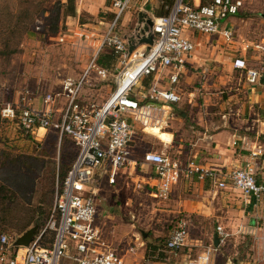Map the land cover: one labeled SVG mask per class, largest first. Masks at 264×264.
Returning <instances> with one entry per match:
<instances>
[{
    "label": "built area",
    "instance_id": "2783aa9c",
    "mask_svg": "<svg viewBox=\"0 0 264 264\" xmlns=\"http://www.w3.org/2000/svg\"><path fill=\"white\" fill-rule=\"evenodd\" d=\"M130 3L131 0H111L112 20L86 69L78 78H65L60 91L45 93L41 109L30 105L27 91L0 107V118L15 124L26 135L33 137L39 131L51 130L59 142L66 137L76 149L64 178L54 183L48 218L31 242L27 246H12L7 237L0 234V264H57L61 257H68L73 264H123L122 258L104 242L94 223L98 177L103 169H108L107 181L113 184L115 172L129 165V143L137 128L142 131L155 128L161 132L167 127L172 107L180 101L175 84L194 52L189 36L218 35L229 42L231 31L220 29L219 21L236 15L243 6L241 0H204V3L172 0L171 5L165 6V15L152 20V45L146 46L144 53L135 49L128 54L127 43L115 33V27ZM103 48L111 49L119 62L130 55L137 56V63L144 58V64L128 87L119 92L120 77L116 78L117 88L105 104L88 111L79 102V92L91 69L99 78H105L106 71L95 65V57ZM232 67L244 71L247 83H255L257 72L246 68L243 59H234ZM164 71H167L165 76ZM144 77H165L167 85L150 83L139 102L129 94ZM260 154L261 149L257 147L249 151L248 160L241 168L224 172L150 151L142 154L140 166L150 170L156 182L153 196L160 201L168 198L178 180L194 178L219 190L233 189L245 201L256 203L264 195V185L255 181L253 161ZM215 231L219 242H223L227 237L223 229L216 226ZM46 233L51 234V241L43 247ZM186 239V227L180 222L169 232L162 251H177L185 245Z\"/></svg>",
    "mask_w": 264,
    "mask_h": 264
},
{
    "label": "rangeland",
    "instance_id": "374dc122",
    "mask_svg": "<svg viewBox=\"0 0 264 264\" xmlns=\"http://www.w3.org/2000/svg\"><path fill=\"white\" fill-rule=\"evenodd\" d=\"M241 2L243 6L238 15L244 21L243 37L249 40L256 13L264 9V0ZM37 8L39 12H35ZM65 11L66 7H61L59 0H0V107L23 91L28 92L29 100L31 91L37 95L58 92L65 78H78L86 69L108 26L78 27L65 19ZM235 17L221 19L219 28H225ZM65 20L72 23L69 25L72 29H82L83 34L72 32L74 34L69 36L65 33L68 28ZM81 21L93 23L92 18L85 16L80 17ZM35 25L41 26L40 29H35ZM187 33L185 31L184 35ZM145 49L143 46L137 52L144 53ZM107 51V48L102 49L104 53ZM136 59L137 56L130 55L122 62L116 59L111 68L105 70L103 79L91 69L79 92L81 105L88 111L104 105L117 88L116 78L123 73L122 84L118 86L133 79L143 58L138 63ZM169 125L161 132L152 131L155 128L145 131L137 128L129 143L130 160L136 163L134 169H129L128 165L118 169L114 186L108 184V169H103L95 185L94 223L104 242L123 261L129 254H142L147 242L156 243L162 249L163 241L177 226L170 222L172 216L160 211L161 202L154 198V188L148 181L151 172L148 167L140 166L142 154L148 151L173 157L162 139L163 134H169ZM75 153L74 145L66 137L59 142L51 130L31 137L0 118V234H4L12 246L27 231L39 232L43 228L52 206L54 183L69 169ZM118 178H123L120 185H117ZM104 194L106 196L101 198ZM224 229L230 232V227ZM50 238L51 234L46 233L41 246L45 247ZM186 243L188 245V233ZM185 245L177 251L194 258L197 248ZM235 245V242H226L219 251L213 252L210 241L201 244L210 249L213 264H221L227 257L246 261L249 242L238 246L243 250L239 254H234ZM188 249L191 252H187ZM57 264L73 263L68 257H61ZM135 264L148 263L137 259Z\"/></svg>",
    "mask_w": 264,
    "mask_h": 264
},
{
    "label": "crops",
    "instance_id": "0c3cea01",
    "mask_svg": "<svg viewBox=\"0 0 264 264\" xmlns=\"http://www.w3.org/2000/svg\"><path fill=\"white\" fill-rule=\"evenodd\" d=\"M73 1L74 15L65 16V19H70L76 26L101 29L111 22V0ZM164 1L167 0H131L129 8L117 21L115 33L126 43L135 44L138 13L153 20L163 15L167 6ZM65 2L59 0L61 7H65ZM82 16L92 18L93 23L79 22ZM234 16L224 25L231 31L229 42L218 35L189 36L194 52L175 84L180 101L172 107L169 134H163L162 139L173 158L222 172L241 168L248 160L249 151L259 147L261 154L253 160L255 181L264 185V9L256 13L249 40L243 37V19L238 13ZM70 24L65 20L64 25L68 26L65 33L69 36L74 34L72 32L83 34L82 29H72ZM136 46L139 50L145 45ZM236 58L243 59L246 68L257 72L255 83H247L244 71L233 69L232 61ZM137 73L138 68L133 79L124 86L128 87ZM120 77L124 78L123 73ZM154 81L167 85L165 77H144L138 80L129 96L140 102L141 94ZM31 94L30 105L41 109L45 93L37 95L31 91ZM152 131L157 132L156 129ZM135 164V161H130L129 169L133 170ZM121 181L123 178H118L117 185ZM148 181L155 191L156 182L152 177ZM105 184L109 186V183ZM160 202V211L172 216L170 222L185 225L188 233V245L186 243L185 246L197 248V256L193 258L189 253L162 251L163 262H152L144 258L143 249L142 254H129L123 264H135L137 259L148 264H213L210 249L201 246L208 241L213 252L219 251L223 243L235 242L234 254L243 251L238 246H242L244 241L249 242L246 261L227 257L221 264H264V195L259 202H247L233 189L219 190L207 182L181 178L171 187L168 198ZM216 226L223 231L224 227H230V232L224 231L227 237L223 242H219L216 236Z\"/></svg>",
    "mask_w": 264,
    "mask_h": 264
},
{
    "label": "trees",
    "instance_id": "16d2710c",
    "mask_svg": "<svg viewBox=\"0 0 264 264\" xmlns=\"http://www.w3.org/2000/svg\"><path fill=\"white\" fill-rule=\"evenodd\" d=\"M66 1V11L64 12V16H73L74 15V8H73V0H65ZM167 6L171 5L172 0L164 1ZM201 3H204V0H201ZM35 12H39V8L36 9ZM166 11L164 10L163 15H165ZM162 16V15H161ZM113 15L111 14V20ZM36 20V19H35ZM40 24V23H38ZM41 26L35 25V29H40ZM108 49V48H107ZM115 56L113 55L111 49H108L106 53L102 52V50L96 55L95 57V65L98 68L108 70L111 68L115 61ZM68 169L66 171H63L59 176V180L61 181ZM51 238L49 239V241ZM163 245L164 241L162 243V249L157 247L156 243L147 242L145 245V252H144V258L147 260H150L152 262H163ZM154 256V258H152Z\"/></svg>",
    "mask_w": 264,
    "mask_h": 264
},
{
    "label": "water",
    "instance_id": "95a60500",
    "mask_svg": "<svg viewBox=\"0 0 264 264\" xmlns=\"http://www.w3.org/2000/svg\"><path fill=\"white\" fill-rule=\"evenodd\" d=\"M138 24L137 28L135 29V44L127 43V52L130 54L133 50L136 49V45H145L150 46L152 45V36L150 32V28L152 26V20L146 19L145 15L142 13H138L137 15ZM38 232L29 230L26 233H24L14 244L15 246H27L32 238L36 236ZM215 244V241H214Z\"/></svg>",
    "mask_w": 264,
    "mask_h": 264
},
{
    "label": "bare ground",
    "instance_id": "6f19581e",
    "mask_svg": "<svg viewBox=\"0 0 264 264\" xmlns=\"http://www.w3.org/2000/svg\"><path fill=\"white\" fill-rule=\"evenodd\" d=\"M143 64H144V58L141 60L140 64L138 65V73H139L140 69L142 68ZM138 73H137V75H138ZM137 75H136L135 77H137ZM135 77H134V79H135ZM119 84H122V77H120ZM130 84H131V83H130ZM121 87L126 88V86H124V85L119 86L118 89H117L119 92L122 91V90L124 89V88H123V89H120Z\"/></svg>",
    "mask_w": 264,
    "mask_h": 264
}]
</instances>
